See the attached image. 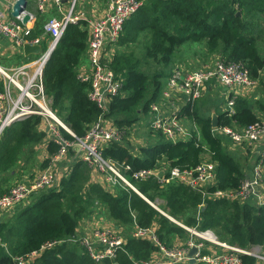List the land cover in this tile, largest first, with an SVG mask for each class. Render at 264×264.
<instances>
[{
	"label": "trees",
	"instance_id": "trees-1",
	"mask_svg": "<svg viewBox=\"0 0 264 264\" xmlns=\"http://www.w3.org/2000/svg\"><path fill=\"white\" fill-rule=\"evenodd\" d=\"M42 21L40 17L35 20L30 36L42 33ZM263 23L264 0H144L123 24L115 42L117 49L108 61L121 79V86L119 93L110 99L105 116L126 133L142 114L149 113V105L160 98L162 87L178 61L180 46L192 41L203 43L207 54L241 62L250 77L258 81L260 93L252 97L237 95L232 113L215 107L217 126L242 128L264 120ZM88 37L86 22L69 24L43 70L44 89L52 100L51 107L77 137L83 136L101 113L87 97L88 83L77 78L78 67L86 57ZM136 45L140 47L139 54L135 52ZM29 55L18 53L14 59L19 63ZM198 99L180 108L181 116L192 120L195 127L189 136L173 141L146 126L148 136L137 149L123 139L102 146L101 155L129 165L130 169L124 173L136 189L151 201L161 199V209L172 218L188 226L209 228L220 240L231 244L259 245L264 249V206L255 201L205 198L204 205L199 207L201 194L185 184L171 181L162 185L156 176L131 178V173L139 169L171 166L190 169L208 154L215 163V184L211 189L236 188L240 184L248 174L245 163L236 152L225 147L222 136L213 134L211 116L199 110ZM40 124L39 115H28L3 130L1 178L16 166L24 146L43 141L45 132L39 128ZM60 131L65 138L74 139L62 128ZM45 148L47 155H51L58 144L48 139ZM47 163L46 157L41 167ZM90 177L91 168L82 160H75L56 186L0 220V264H15L14 256L38 250L44 242L52 240L59 242L24 264H134L136 260L148 259L154 250L150 241L130 234L135 222L140 226L155 223L159 239L167 246L174 243L175 236L185 239L187 233L182 227L136 191L119 185L108 190L90 181ZM8 181L0 195L11 186ZM98 209L122 228L126 236L116 257L101 262L94 261L83 246L73 241L79 220L91 214L98 217ZM244 260L251 263L253 258Z\"/></svg>",
	"mask_w": 264,
	"mask_h": 264
},
{
	"label": "built area",
	"instance_id": "built-area-1",
	"mask_svg": "<svg viewBox=\"0 0 264 264\" xmlns=\"http://www.w3.org/2000/svg\"><path fill=\"white\" fill-rule=\"evenodd\" d=\"M16 1L0 0V37L7 40L9 50H19L24 53V45L29 44L39 45L40 51L34 58L18 65L0 64V135L14 121L28 115H39L41 125H44L40 129L47 137L45 146L46 141L50 139L58 144V149L55 153L46 156L48 163L44 167L36 170L26 180L12 185L0 195V214L19 204H26L41 192L53 188L58 184L61 176L68 173L71 163L82 160L91 168L92 175L100 177V181L111 186L131 188L152 207L186 231L185 239L176 237L175 242L167 246L159 239L155 223L140 226L135 222L130 234L135 238L150 241L154 250L148 259L136 260L134 264H186L191 259H193L192 264H264V249L261 246L241 247L231 244L220 240L209 228L188 226L172 218L159 208L157 199L151 201L136 189L124 173L130 169L129 165L118 164L101 155L102 146L111 141L121 142L124 133L105 116L110 99L119 93L121 86V79L116 77L108 65L110 57L105 53L106 48L115 44L123 24L139 9L144 0H106L103 13L96 16L79 8L78 0H35L39 12H45L48 7H52L55 11V14L44 21L43 31L37 36H30L33 28L31 23L35 22L36 18L34 13L26 8L27 0L18 15H12ZM25 14L29 15V19L23 23L21 18ZM80 21L86 22L89 37L86 50L87 65L82 63L79 65L77 78L81 82L88 83L87 97L101 110V113L90 124L86 133L77 137L51 107L52 100L44 89L43 70L67 26ZM43 42H45L44 47ZM213 59L205 64L204 68L189 70L180 65L172 68L170 76L162 87L160 98L149 105V114L152 117L148 119L147 127L159 130L173 141L189 136L190 131L182 119L181 111H178V108L170 109V100L178 90L184 95L186 103L192 104L202 96L204 88L211 80L225 88L223 95L227 104L226 110L229 113L233 112L236 95L242 93L244 89L251 90L258 81L250 77L247 68L241 62L224 61L217 56ZM192 125L195 129L194 124ZM60 128L74 139L65 138ZM212 132L214 135L228 139L232 144L255 146L264 138V120L254 121L242 128L216 126L213 127ZM70 147L74 150L71 157H69ZM262 156L261 154L236 188L211 189L215 184V163L205 155L195 167L190 169H180L176 166L163 169H139L131 173V178L145 179L156 176L162 185L171 181L185 184L201 194L202 202L199 207L204 205L205 198L253 200L257 205L264 206V193L260 192L263 174ZM65 162L67 166L59 170L61 163ZM160 170H163L161 176H159ZM89 219L85 226L91 227L86 230L84 223L83 229L79 225L73 241L83 246L96 262L106 258L114 259L117 251L123 247L125 232L116 225L111 228L95 225L96 221H93V218ZM58 242L59 240L46 241L38 250L14 256L15 264L31 262L43 250L53 247ZM193 247L196 250L189 254ZM245 257H252L253 261L246 263Z\"/></svg>",
	"mask_w": 264,
	"mask_h": 264
},
{
	"label": "rangeland",
	"instance_id": "rangeland-1",
	"mask_svg": "<svg viewBox=\"0 0 264 264\" xmlns=\"http://www.w3.org/2000/svg\"><path fill=\"white\" fill-rule=\"evenodd\" d=\"M77 5L79 6V8L80 7L83 8L85 10V12L88 14L89 13L97 14L99 12V9L101 7H103L104 0H78ZM262 26L264 28V23L262 24ZM263 32H264V30H263ZM263 36H264V33H263ZM260 44L263 45V42H260ZM139 48H140L139 46H137V45L135 46L136 54H139ZM180 48L181 49H180V52L178 53V56H177L178 61H176L177 62L176 65L183 66L187 69L204 68V63H208V62H210V59L212 61V59L214 58L213 55L206 53V49H205L203 43L186 41L180 46ZM115 49H117L115 44L113 46L107 47L106 52H105L106 55L108 57H111L110 54H112L115 51ZM10 58H12V57H10ZM6 59L8 60V58H6ZM262 77L264 78V70H263ZM165 83H166V81H165ZM258 89L260 90L259 85H257L255 88H253L251 90L250 96L252 97V96L256 95V93H260ZM203 95H204V93H203ZM202 96L200 98H202ZM223 99L221 100L219 98L218 93H216L212 97V99L208 98V96L205 95L204 99L202 100L203 102L201 101L198 104V108L200 111L212 116V114L215 112L214 111L215 107L217 108L220 106L222 109L227 108V104H226V102H224ZM211 102L213 105L211 104ZM141 116H142L141 119H139L137 122H135L133 125H131L128 128V130L126 131V133L125 132L123 133V139L124 140L126 139L127 142L130 143V146L132 147V149H134V150L137 149L138 146H140L141 144L145 143V140L148 136L147 135L148 129L146 128V124L148 122V119H151V117H152V116H150L149 113L142 114ZM189 121H190L189 126H186V127L191 132V130L193 129V125H192L193 121L192 120H189ZM42 126L44 127L43 124L42 125L40 124L39 128H42ZM46 138L47 137L45 136L44 139H46ZM222 141L224 142L225 147L228 150H230L232 152H240L239 156L242 159V161L245 162L246 164H248V162L249 163L252 162L253 164H255L256 160L258 159L257 157L261 156V154L256 155L255 153H253L254 149L257 146H259L261 144L262 148L264 149V138H262L257 144H255V146H247L245 144H243V145L232 144L228 139L225 141L224 140H222ZM262 152L264 154V150ZM46 156H48L46 153V149L44 148L43 144H41V142L34 144L32 146H24L22 149V153L20 155V160L18 161L16 166L13 167L14 168L13 174L11 175V178H13V184L20 182L19 178H21L22 175L28 174L30 176L36 170H39L41 168V164H42L43 160L46 158ZM207 156H208V154H205V157H207ZM253 164L250 166L251 168H252ZM66 166H67V162L61 163V167L59 166V170L65 168ZM251 168H249V172H250ZM262 177H263V174H262ZM18 179H19V181H17ZM90 181L100 183L105 189L112 190L113 188H115V186H111L106 182L100 181V177L97 175L91 174ZM156 201L159 205V208H161L160 205L162 203V200L157 199ZM101 210L98 209V211H97L98 217H95L92 214H91L92 216L89 215L86 217H82L79 220L77 227H79V225H80L81 228L83 229V223H84V227L86 228V230H88L91 226L90 225L85 226V224H86V222H88V220H90L89 218H93L94 219L93 221H96V222H94L95 225L102 226V227H108V228L114 227L113 225H115V223H113V221L109 220L106 213L102 214ZM14 211L15 210L2 214L0 220H4V219L8 218L9 216H11L10 214H12ZM176 237L177 236H175V238L173 240L174 242H175Z\"/></svg>",
	"mask_w": 264,
	"mask_h": 264
},
{
	"label": "crops",
	"instance_id": "crops-1",
	"mask_svg": "<svg viewBox=\"0 0 264 264\" xmlns=\"http://www.w3.org/2000/svg\"><path fill=\"white\" fill-rule=\"evenodd\" d=\"M9 2H12V1H9ZM105 7H106V0H104V5H103V7H101L100 9H99V12L97 13V14H95V13H93V15L94 16H96V15H100V14H102L103 13V10L105 9ZM26 8L29 10V11H31V12H33L34 13V15H35V18L37 19V18H42L43 19V21H42V23H44V21L46 20V19H48L51 15H53V14H55V11H54V9L52 8V7H48L47 8V10L45 11V12H39L38 11V9H37V7H36V1L35 0H27V4H26ZM90 14V13H89ZM46 16V17H45ZM31 25H34V22H32L31 23ZM7 45V46H6ZM8 44H7V40L6 39H4V38H1L0 37V64H2V65H5V66H12V65H18V64H20L21 63V61H18L19 63H16L17 61H15V59H14V55H16V54H18V53H21V52H19V50H9L8 48ZM21 54H23L24 56H26L24 53H21ZM10 57H12V58H10ZM28 58H27V60H29V59H32V58H34L35 57V54H30L29 56H27ZM214 57V56H213ZM6 58H8V60L6 59ZM26 60V61H27ZM211 60V59H210ZM22 62H24V61H22ZM205 64H207V63H204V65ZM82 65H87V59H86V57H85V60L82 62ZM81 65V66H82ZM189 70H191V69H189ZM257 85H258V83H257ZM256 85V86H257ZM255 86V87H256ZM254 87V88H255ZM253 89V88H252ZM251 89V90H252ZM251 90H247V89H244V91L242 90V93H240V94H237V95H246V96H250V92H251ZM224 92H225V88H223L222 86H220L219 84H217L216 83V81H214V80H211L207 85H206V87L204 88V90H203V93H204V95H203V93H202V98H200L198 101H197V104H199L203 99H204V97H205V95H207L208 96V98H210V99H212V97L216 94V93H218L219 94V98L222 100L223 98H224ZM236 95V96H237ZM259 97V95H257L256 96V98H258ZM224 100V99H223ZM203 102V101H202ZM225 102V101H224ZM169 104V103H168ZM186 104V101H185V98H184V95L180 92V91H178V90H176L175 91V93H174V95H173V99L172 100H170V109H174V108H178V111H180V108L182 107V106H184ZM211 104H212V102H211ZM213 105V104H212ZM219 110H222V108L219 106V107H217ZM215 111V110H214ZM182 119L184 120V123H185V125L186 126H189V120L187 119V118H185L184 116H182ZM222 140H227L226 138H224L223 137V139ZM45 139H43V142H41V144H43V146H44V148L46 147L45 146ZM46 149V148H45ZM263 151L264 149L262 148V146H261V144L259 145V146H257L255 149H254V152L253 153H255L256 155H260V154H262L263 156H262V158H263V177H262V180H261V184H260V189H261V192H264V154H263V152L261 151V150ZM47 153V152H46ZM48 154V153H47ZM74 154V150L72 149V154H69V157H71V155H73ZM236 154H240V152H236ZM260 157V156H259ZM259 157H257V158H259ZM257 161V160H256ZM243 163H245V162H243ZM253 163L252 162H248V164H246L245 163V171H246V173H249V168H251L250 166L252 165ZM23 168V167H22ZM13 169L14 168H12L10 171H8L6 174H5V178H1V176H0V190L1 189H4L7 185H9L8 184V180H10V182H11V186H12V184H13V178H11V175L13 174ZM30 174V173H29ZM29 177V175L28 174H24V175H22V177L21 178H19L20 179V181L21 180H26L27 178ZM7 178V179H6ZM9 178V179H8ZM19 179L17 180V181H19ZM16 184V183H15ZM14 185V184H13ZM10 186V187H11ZM9 187V188H10ZM8 188V189H9ZM21 205H24V204H19V205H17L16 207H14V208H12L11 210H9V211H7V213L8 212H11V211H13V210H17V209H19V207H21ZM14 211V212H15ZM13 212V213H14ZM6 213V212H5ZM2 214H4V213H2ZM2 214H0V218H1V215ZM11 215V214H10Z\"/></svg>",
	"mask_w": 264,
	"mask_h": 264
},
{
	"label": "water",
	"instance_id": "water-1",
	"mask_svg": "<svg viewBox=\"0 0 264 264\" xmlns=\"http://www.w3.org/2000/svg\"><path fill=\"white\" fill-rule=\"evenodd\" d=\"M26 1L25 0H17L16 3L13 5L12 8V15L13 16H17L18 13L22 10V8L24 7ZM22 22L25 23L28 21L29 19V15L25 14L22 18ZM40 51V47L39 45H29V44H25L23 47V52L25 55L28 54H37ZM211 120H212V128L217 126V115L215 113L212 114L211 116ZM163 173V170L159 171V176H161ZM196 249L193 247L191 248L189 254L193 253ZM189 263L192 264L193 263V259L189 260ZM115 264H117V262H115Z\"/></svg>",
	"mask_w": 264,
	"mask_h": 264
}]
</instances>
